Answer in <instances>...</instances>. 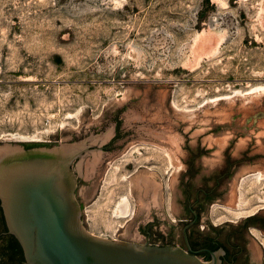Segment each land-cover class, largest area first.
<instances>
[{
    "label": "rangeland",
    "instance_id": "1",
    "mask_svg": "<svg viewBox=\"0 0 264 264\" xmlns=\"http://www.w3.org/2000/svg\"><path fill=\"white\" fill-rule=\"evenodd\" d=\"M58 143L87 148V232L179 244L198 195L204 232L257 220L241 236L264 264V0H0V150Z\"/></svg>",
    "mask_w": 264,
    "mask_h": 264
},
{
    "label": "water",
    "instance_id": "2",
    "mask_svg": "<svg viewBox=\"0 0 264 264\" xmlns=\"http://www.w3.org/2000/svg\"><path fill=\"white\" fill-rule=\"evenodd\" d=\"M85 150L60 143L0 150L1 206L26 264H220L221 251L204 263L176 247L107 240L87 232L71 170Z\"/></svg>",
    "mask_w": 264,
    "mask_h": 264
},
{
    "label": "flooded vegetation",
    "instance_id": "3",
    "mask_svg": "<svg viewBox=\"0 0 264 264\" xmlns=\"http://www.w3.org/2000/svg\"><path fill=\"white\" fill-rule=\"evenodd\" d=\"M40 144H36L39 146ZM35 145H24V148L29 149ZM75 161L71 168H75ZM74 173V171H73ZM208 195L207 192H204ZM203 207V201L197 195L196 200L187 203L185 206L186 213L189 216L182 222L181 226V242L174 243L168 241L166 244H161L157 239H153L149 231L145 233V243L151 246H168L175 245L176 248L183 251L185 254L198 259L204 263H210L213 260V254L221 251L218 254L220 264H256L248 260L247 248L242 239L241 232L248 229V226H259L255 218H248L245 220L237 230L230 232L225 238L221 239L218 231L214 233L204 232L205 227L199 225V211ZM232 234L233 238H230ZM0 264H26L22 248L17 239L12 235L7 227L4 217L3 209L0 200Z\"/></svg>",
    "mask_w": 264,
    "mask_h": 264
},
{
    "label": "bare ground",
    "instance_id": "4",
    "mask_svg": "<svg viewBox=\"0 0 264 264\" xmlns=\"http://www.w3.org/2000/svg\"><path fill=\"white\" fill-rule=\"evenodd\" d=\"M256 95V94H255ZM244 97V96H243ZM173 142H175V141H173ZM132 148H136L135 146L134 147H132ZM131 148V149H132ZM152 148V147H151ZM153 148H156L157 150H159V151H162V153L167 157V159H168V161H169V163L171 164V162H172V160H171V154H170V152L169 151H167V150H165V149H162L161 147L159 148V147H157V146H153ZM130 149V150H131ZM138 151V150H137ZM128 153H131V152H128ZM127 153V154H128ZM126 158H127V156H125ZM123 159H124V156L122 157ZM252 177H253V180L255 181V182H264V174H262V172H255V173H253V175H252ZM141 179H142V177H141ZM149 179L147 178V177H144L143 179H142V181H141V183L140 182H138L137 184L138 185H140L139 187H141L143 184H145L146 183V187H149V184L147 183V182H149L148 181ZM135 181H136V179H135ZM138 181V180H137ZM133 184H134V181H129V188H130V190H131V188H132V186H133ZM136 184V183H135ZM152 187H156L155 185H151ZM154 191V190H153ZM241 195H242V193H241ZM246 201V198L244 197H241L240 198V201H239V208H238V210H232V213L233 214H235V215H237L238 217H240L239 215H240V213H242V210H243V208L241 207L242 206V203H244ZM229 210V209H228ZM128 211H131V204H130V201H129V199L127 198V197H123L120 201H119V203H118V205L115 207V209L113 210V213L116 215V216H121V215H124V214H126ZM230 211V210H229ZM253 213V212H252Z\"/></svg>",
    "mask_w": 264,
    "mask_h": 264
}]
</instances>
